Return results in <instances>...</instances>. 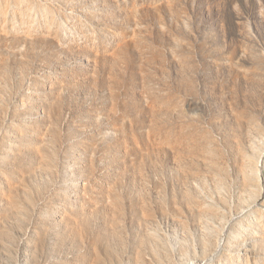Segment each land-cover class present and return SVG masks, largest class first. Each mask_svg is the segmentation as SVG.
<instances>
[{"label":"rangeland","instance_id":"1","mask_svg":"<svg viewBox=\"0 0 264 264\" xmlns=\"http://www.w3.org/2000/svg\"><path fill=\"white\" fill-rule=\"evenodd\" d=\"M0 264H264V0H0Z\"/></svg>","mask_w":264,"mask_h":264},{"label":"bare ground","instance_id":"2","mask_svg":"<svg viewBox=\"0 0 264 264\" xmlns=\"http://www.w3.org/2000/svg\"><path fill=\"white\" fill-rule=\"evenodd\" d=\"M245 165L252 168V171L254 172L256 178H258V177L261 178L260 175H261V173L263 174V169L259 168V166H258V168L255 167V164L253 163L252 159L248 157V155L245 158ZM245 173H246V170H245Z\"/></svg>","mask_w":264,"mask_h":264}]
</instances>
